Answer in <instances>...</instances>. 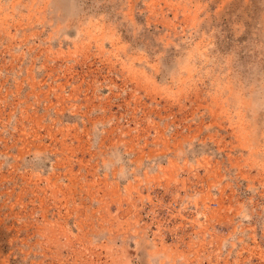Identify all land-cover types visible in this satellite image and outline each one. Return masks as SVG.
<instances>
[{"label":"rangeland","instance_id":"rangeland-1","mask_svg":"<svg viewBox=\"0 0 264 264\" xmlns=\"http://www.w3.org/2000/svg\"><path fill=\"white\" fill-rule=\"evenodd\" d=\"M0 264H264V0H0Z\"/></svg>","mask_w":264,"mask_h":264}]
</instances>
